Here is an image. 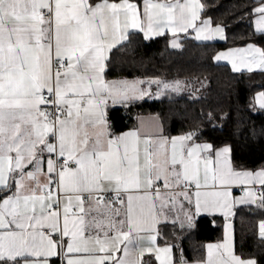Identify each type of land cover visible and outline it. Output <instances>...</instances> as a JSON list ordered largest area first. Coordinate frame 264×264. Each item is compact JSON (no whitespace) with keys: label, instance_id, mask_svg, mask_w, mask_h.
Segmentation results:
<instances>
[{"label":"snow or ice","instance_id":"6c2138e0","mask_svg":"<svg viewBox=\"0 0 264 264\" xmlns=\"http://www.w3.org/2000/svg\"><path fill=\"white\" fill-rule=\"evenodd\" d=\"M219 7L0 0V264H264V156L238 155L242 138L264 140V84L233 76L217 91L204 68L137 75L164 38L181 56L191 40H243L211 59L264 76V0ZM149 103L168 107L145 114ZM227 121L234 139L218 140ZM240 212L255 223L237 237ZM218 219L221 237L185 255Z\"/></svg>","mask_w":264,"mask_h":264},{"label":"trees","instance_id":"16d2710c","mask_svg":"<svg viewBox=\"0 0 264 264\" xmlns=\"http://www.w3.org/2000/svg\"><path fill=\"white\" fill-rule=\"evenodd\" d=\"M220 7L214 11V15L219 12H224L227 7L230 5V0H219ZM233 30L235 31L237 37L239 34L247 31V23L245 22L244 26L236 27L233 25ZM243 40L236 39L230 40L229 42H215L210 46H205L203 43L196 42L191 40L187 45V51L183 56L176 54L170 47L166 46L164 38H160L158 43H153L151 48H144L143 51L146 54H151L154 58L151 60H146L144 66L139 69L137 75L141 73H154L158 72L163 75H175L177 72L185 70H198L201 68L205 69V74L209 75L213 81V87L217 91L222 92V83L231 79L235 76L237 79L243 78L245 83H250L251 86H260L264 84V76H261L259 73H254L252 75V80L248 81V75L246 72L242 74H233L230 70V66L227 64H221L214 62L211 57L218 53L221 50H225L228 47H233L234 45H242ZM129 72H125L122 75L128 77ZM117 76H120L121 73H117ZM238 99V107L243 108L245 104V89L243 84L239 86V93L236 97H233V103L236 104ZM167 103H149L143 105V112L147 114L148 112L167 109ZM121 113H114L113 119L117 122L118 126L123 129L126 125H130L131 121H121ZM240 113L234 112L233 120L239 117ZM256 125L264 123V118H253ZM180 125H176V129L179 130ZM218 131L216 133L218 140H232L234 132V124L232 121L225 122L222 126H218ZM238 155L245 161H254L258 160L261 156H264V140L260 138H249L241 139L238 145ZM255 221H252L247 218V213L240 212L239 217L236 220L235 227L237 237L241 234V229L246 231H251L254 226ZM222 235L221 232V223L218 219L217 225L215 228L211 226L202 227L199 233L192 237V239L184 244L185 255L189 258L192 257L193 251L195 248L201 250L203 245L208 242H216L218 238Z\"/></svg>","mask_w":264,"mask_h":264},{"label":"crops","instance_id":"0c3cea01","mask_svg":"<svg viewBox=\"0 0 264 264\" xmlns=\"http://www.w3.org/2000/svg\"><path fill=\"white\" fill-rule=\"evenodd\" d=\"M225 55H227V54H225ZM219 63H221V64H227V62H224V61H221V62H219ZM228 65V64H227ZM230 66V65H229ZM235 194L236 195H242V192L240 191V189L239 188H237L236 190H235Z\"/></svg>","mask_w":264,"mask_h":264}]
</instances>
